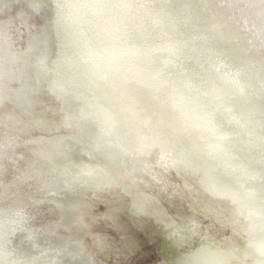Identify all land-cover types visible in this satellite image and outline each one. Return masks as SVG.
Wrapping results in <instances>:
<instances>
[{
  "label": "water",
  "instance_id": "1",
  "mask_svg": "<svg viewBox=\"0 0 264 264\" xmlns=\"http://www.w3.org/2000/svg\"><path fill=\"white\" fill-rule=\"evenodd\" d=\"M16 1L27 10L42 13L44 25L40 28L41 35L28 41L25 55L17 58L8 87L0 84V92H7L0 98V119L12 112L8 119L23 107L35 110L41 100L50 104L58 102L49 86V74L35 65L40 59L50 64L58 57L51 3ZM124 1L126 6L111 0L110 6L99 7L95 18L104 26L110 41L116 38L125 47L136 50L140 77L131 84L128 97L134 107L165 123L167 147L161 149L157 145L151 154L141 158L142 162L129 154L119 158L103 155L100 147L90 142L82 143L89 156L82 152L81 142L71 148V153L74 161L97 160L100 174L105 171L104 179L109 183L98 190L99 195L110 193L118 201V208L126 199L140 204L137 211L141 213L136 216L141 220L140 217L149 214L148 220H142L147 221V227L140 231L132 227L125 229L116 218L114 225L108 223L109 216H102L107 214L106 210L101 217L95 214L101 203L99 195L93 194L88 197L92 201H85L89 209L81 212L84 218L81 228H85L80 233L82 237L79 236L81 242L76 245L61 242L52 249L51 241L59 231L45 221L46 203L34 199V204L23 199L21 192L16 191L18 186L7 182L5 189L1 190L0 186L1 192L4 190L1 197L6 198L5 207L0 210L9 212L17 208L23 218L21 227L6 244L15 245L24 253L27 261H21L22 264L47 261L209 264L215 257L211 249L226 248L230 256L222 255L228 260L243 264L241 254L261 260L264 257V87H252L242 80L245 73L240 75L239 69L226 68L222 56L225 50L214 43L213 35L203 31L200 19H194L189 0ZM42 7L44 11L40 10ZM184 12L192 20L188 26ZM26 19L22 20L27 22ZM127 53L129 56L130 52ZM4 124L0 122L1 129L6 127ZM164 138L165 134L161 145ZM159 148L166 155L157 161ZM184 152L186 155L182 157ZM167 159L173 160L172 165ZM0 176H6L3 166ZM28 190L47 191L42 186ZM93 213L104 221L99 223ZM95 223H99L96 229ZM109 242H113L111 247ZM41 249L42 253H37Z\"/></svg>",
  "mask_w": 264,
  "mask_h": 264
},
{
  "label": "bare ground",
  "instance_id": "2",
  "mask_svg": "<svg viewBox=\"0 0 264 264\" xmlns=\"http://www.w3.org/2000/svg\"><path fill=\"white\" fill-rule=\"evenodd\" d=\"M33 1L30 3L33 4ZM48 1L51 3L52 31L56 37L55 52L58 57L50 64L40 59L35 65L37 69L49 74V86L58 102L50 104L41 100L35 110L23 107L8 119L6 117L12 112L5 119H0L6 126L2 125L4 128H0L3 131L0 132V169L3 166L6 175L0 176V186L1 190L5 189L3 187L7 182H11L12 186H18L16 191L21 192L23 199L34 204V199L46 203L45 221L54 224V228L59 231L56 234L57 240L51 241L52 248L54 244L60 245L61 242L76 245L80 241V233L85 229L81 228L84 219L81 212L89 209L85 201H92L88 197L99 195L98 190L109 184L104 179L105 171L100 174L101 166L97 160H72V147L81 142L82 152L86 151L85 156H89L90 152L87 147L83 148L82 143L90 142L100 147L103 155L119 158L123 154H129L131 158L142 162L141 158L144 159L145 154H151L157 145L161 149L162 146L167 147L168 135L164 122L152 118L130 103L128 92L131 84L140 77L135 63L136 50L125 47L116 38H111L110 41L108 34L104 32V26L95 18L99 7L110 6L111 0ZM118 1L121 7L126 6L124 0ZM192 1L189 0L188 5L193 11L194 19H200L203 31L213 35L214 43L225 50L222 56L225 57L226 68L233 71L239 69L240 75L245 73L241 76L242 80L252 87H264V0H196L195 4ZM238 1L241 5L236 4ZM25 3L28 4L29 0ZM185 12L183 17L188 26V22L192 20L189 21ZM192 13H189L191 18ZM10 35V24L0 23V79H3L0 84L5 85L13 76L12 70L17 66V58L25 55L28 46L27 43L15 48ZM127 52H130L129 56ZM244 87L248 85L245 84ZM6 95V91L0 92V98ZM64 96L66 100L63 99ZM160 148L157 161L166 155ZM180 152L182 149H179ZM185 155L186 152L182 157ZM166 161L169 165L173 163V160ZM89 172L92 174H88ZM33 186H42L47 191L31 193L28 189ZM86 189L91 190V193L85 192ZM1 190L2 209L6 198L1 197L4 194V190ZM98 199L101 204L96 207L95 214L101 217L106 210L110 215L104 213L102 216H109L107 218L110 220H106L108 223L114 225L116 218L125 229L132 227L133 230L140 231L147 227V221L142 220H148L150 215L145 214V218L139 216L141 220L136 216V213H141L137 211L141 209L140 204L126 199L121 208H118V201L110 193H102ZM135 204L139 206L135 207ZM92 208L90 205V209ZM20 212L17 208L9 212L0 210V264H22L21 261H27V257L15 245L10 244L8 247V243L6 244L7 241L10 242L9 237L21 227L23 217ZM93 216L98 222L104 221L94 213ZM90 219L93 217L90 216ZM99 223L94 224V229ZM111 244L113 242H109L108 247ZM252 246L257 248L254 243ZM222 250L211 249L215 257L208 263L240 264L239 261L226 259L222 254L229 255L230 252L225 251L227 248ZM37 253L41 254L42 249ZM241 255L243 264H254L256 261L257 264H264L263 256L259 260L248 254ZM47 258L46 256L45 260ZM47 262L44 264H54Z\"/></svg>",
  "mask_w": 264,
  "mask_h": 264
},
{
  "label": "rangeland",
  "instance_id": "3",
  "mask_svg": "<svg viewBox=\"0 0 264 264\" xmlns=\"http://www.w3.org/2000/svg\"><path fill=\"white\" fill-rule=\"evenodd\" d=\"M0 3H1L0 22H5L10 24L11 26L10 36L12 40L11 42L15 48L19 47L20 45L25 46V44H27L28 41H30L33 38L35 39V37L38 38V35H41L40 28L44 25V20L43 17H41L42 14L41 12H40L41 14H39L27 10L25 5L21 4L19 1L16 0H1ZM238 3L241 5L239 1L236 4ZM242 6L244 7V5ZM40 10L44 11L45 8L42 7ZM23 18L24 19L27 18L26 19L27 22L22 20ZM24 33L27 35H25Z\"/></svg>",
  "mask_w": 264,
  "mask_h": 264
}]
</instances>
